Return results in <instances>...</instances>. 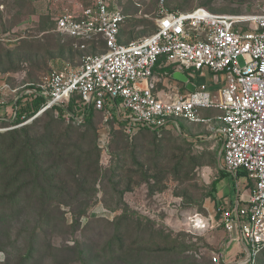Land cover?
Listing matches in <instances>:
<instances>
[{"label": "built area", "instance_id": "built-area-1", "mask_svg": "<svg viewBox=\"0 0 264 264\" xmlns=\"http://www.w3.org/2000/svg\"><path fill=\"white\" fill-rule=\"evenodd\" d=\"M54 30L77 40L81 49L101 38L105 49L87 54L77 66L63 64L39 82L13 84L0 78V132L31 122L54 108L67 121L82 124L91 111L103 113L132 137L143 130L178 126V119L217 123L214 136L222 142L219 169L238 176L246 172L247 192L237 190L236 201L217 206L209 217H192L193 227L217 224L236 236L243 250L231 260L214 256L218 264H258L264 251V12L222 13L206 6L190 11L161 8L156 29L147 36L122 42L125 16L114 0H69L50 3ZM242 62H241V60ZM163 63L178 71L214 73L212 91L202 83L182 94L156 90L155 69ZM223 76V80H222ZM29 95L45 99L31 117L16 123L19 100ZM74 105V112L69 109ZM202 109H216L213 117ZM97 144L108 150L107 128Z\"/></svg>", "mask_w": 264, "mask_h": 264}, {"label": "rangeland", "instance_id": "rangeland-1", "mask_svg": "<svg viewBox=\"0 0 264 264\" xmlns=\"http://www.w3.org/2000/svg\"><path fill=\"white\" fill-rule=\"evenodd\" d=\"M51 1L0 0V78H8L15 85L39 82L51 68L63 64L77 66L85 55L105 49L101 38L91 41L86 49H81L77 40L56 32L54 17L48 9ZM114 1L119 4L125 16L120 36L122 42H130L152 33L157 27L156 16L163 7L190 11L206 6L215 12L240 14L264 12V0ZM10 50L11 54L7 52ZM154 75L157 91L172 89L175 82L161 67L156 68ZM187 76L195 85L202 82L208 84L212 91L223 89L225 85L224 82L215 84L214 73L209 71H205L204 75L187 71ZM201 113L213 117L218 110L202 109ZM103 121V113H97L90 123L76 129L80 134L87 133L85 149H91L88 142L96 141L98 131L107 128L108 150H102L97 144L103 167L114 165L119 159L121 163L127 164V170L136 173L148 169L149 175H158V178H151L148 184L140 182L141 176L134 174L129 179L125 177L116 187L117 190L128 188L122 196L117 195L111 186L103 187L101 184L98 195L94 193L87 197L83 194L77 196L80 188L65 171L60 177L63 183L56 182L61 191L49 199L60 209L54 212L56 219L45 224L46 234H40L36 264H83L68 247L75 242L85 250L84 257L95 264V253L101 252L105 244L116 235L117 223L114 220L122 213L118 208L120 198L128 204L130 210L145 217L133 214L126 219V239L130 249H138L135 245L138 222L142 228L148 223L146 218H149L152 221L150 231L160 234L154 239L148 237L141 242L140 248L146 251V256L152 257L147 260L144 258L145 264H151L150 261L161 264L173 257V253L161 248L162 237L165 235L187 244L183 256H189V264H218L213 261L216 255L221 260H231L234 254L242 253L243 248L236 236H231L224 227L211 223L205 227H193L191 220L197 215L198 218L209 217L217 206L222 205L215 198L217 196L211 193L212 183L220 176L218 160L221 144L219 137L212 135L207 125L178 119V126L173 125L158 132L143 130L128 137L117 127L115 119L109 120L107 124ZM64 123L66 126L67 123ZM124 143H128L129 148L126 149ZM120 147L123 152L117 151ZM133 157L143 165L144 170L134 164ZM119 177L114 182L120 181ZM91 183L92 179L89 178L84 182V189L93 187ZM237 184L241 191H246L251 183L244 175H229L218 183V192L229 191L235 200ZM39 196V189H31L14 206L3 201L6 196L0 192V264H20L22 261L27 248L24 236L35 225V208L40 204ZM96 198L98 201L95 204ZM92 202L91 209L81 217L79 223L74 224L73 208ZM20 230L25 234L18 239ZM258 264H264V251L259 256Z\"/></svg>", "mask_w": 264, "mask_h": 264}, {"label": "trees", "instance_id": "trees-1", "mask_svg": "<svg viewBox=\"0 0 264 264\" xmlns=\"http://www.w3.org/2000/svg\"><path fill=\"white\" fill-rule=\"evenodd\" d=\"M7 52L11 54V50ZM163 70L166 74L171 75L176 70V67L175 65H169ZM44 101L43 97L35 95H29L27 98L19 100V111L14 122L22 121L21 116L23 115H25V118L33 116L41 108ZM69 109L74 112L73 103L70 104ZM97 113L94 110L91 111L90 116L84 123L77 124L65 119L63 109L60 108L59 114L56 115L53 108L48 109L23 126L0 132V192L6 196L2 200H6L15 206L19 203L17 201L29 190L37 191L39 189L40 191V196L38 197L40 204L35 208L37 212L35 225L25 236L23 235L25 234L23 230H20L17 234L18 239L22 235L27 241V248L20 264H36V253L40 246L39 240L41 239L40 234L42 232L46 234L45 224L48 225L55 220L54 212L60 209L57 205H53L49 199L54 198L57 191H61L56 182L63 183L60 177L65 171L80 188L77 196L83 194V196L87 197L94 195V193L98 195L101 184H103V187L111 186L117 195L122 196L128 191V188L117 190L116 187L120 185L125 177L129 179L134 174L141 176L140 182L148 184L151 178H158V175H149L148 169L136 173L127 170V164L121 163L119 159L115 161L114 165L103 167L101 165L100 151L99 149L97 150V139L96 141L94 139L93 142H88L91 149H85L87 133L80 134L76 129L86 123H90ZM64 122L67 123L66 126H64ZM163 129L150 131L158 132ZM124 147L126 149L129 148V144L124 143ZM121 149L122 147L117 149V151L123 152ZM133 159L134 164L144 170L143 165L135 157ZM120 172H122L121 175H119ZM240 174L246 176L245 171H241ZM229 175L231 174L220 169V176L212 183V194L217 196L218 183ZM119 176L121 177L120 181L114 182L115 178ZM89 178L92 179L91 184H93V187L85 190L84 182L86 183ZM97 201L98 198L95 199V204ZM118 204V208L122 210V213L117 215L114 220L117 223V236L115 235V237L110 239L101 252L95 253V264H145L144 258L147 260V258L151 259L152 257L146 256V251L140 248L141 242L148 237L154 239L156 235L159 236L160 234L150 231L152 229V221L149 218H146L148 223L142 228H140L141 223L138 222L135 242L138 249L133 248V251L131 248V250L126 239L128 226L125 225L126 219L129 215L139 214L130 210L128 204L122 198L119 199ZM92 206L93 202L73 208V223H79L81 217ZM139 217L145 218L143 215H139ZM162 238V250L173 253V257H170L169 260L166 259L161 264H189V256H183L188 247L185 242L175 238L172 239L167 235ZM68 247L81 260V263L91 264L84 257L85 250L78 242ZM133 252L135 253L134 255ZM150 263L153 264L151 261Z\"/></svg>", "mask_w": 264, "mask_h": 264}, {"label": "crops", "instance_id": "crops-1", "mask_svg": "<svg viewBox=\"0 0 264 264\" xmlns=\"http://www.w3.org/2000/svg\"><path fill=\"white\" fill-rule=\"evenodd\" d=\"M53 1V0H52ZM67 1H69V0H58V3H59V5H63L65 2H67ZM50 3H49V6H48V9H49V11H50ZM158 67H161L162 69L163 68H166V67H168V66H166V65H164L163 63H160L158 66H157V68ZM175 71H178L177 69L175 70ZM183 73H185L186 75H187V72H183ZM204 73H205V71L203 72V73H200L199 72V74H201V75H204ZM173 74V73H172ZM172 74L171 75H169V74H167L169 77H171L172 78V80L175 82L174 83V85L172 86V89L171 90H169L168 89V91H165V90H161L160 92H166V93H171V91H173V90H179L180 91V93L182 92V90L184 89L185 90V92H184V94L185 93H188V92H190L191 90L187 87V83H184V82H182V81H179V80H177V79H174L173 77H172ZM188 79H189V77H188ZM189 81V83H191L192 85H194L195 86V88L197 87V86H199V85H195V84H193L192 82H191V80L189 79L188 80ZM202 83H204V82H202ZM201 83V84H202ZM164 84H166V83H164ZM183 90V91H184ZM182 94H183V92H182ZM210 117V116H209ZM211 118V117H210ZM188 122H190V121H188ZM190 123H194V122H190ZM195 124V123H194ZM198 124H205V125H207L208 126V129H210L211 130V132H212V135H214V133H215V130L213 129V128H216L217 127V123L214 121V120H211L209 123H198ZM220 140V139H219ZM220 144L222 145V142L220 141ZM238 185V188H237V190L238 189H240V186H239V184H237ZM247 189V188H246ZM237 190H236V193H235V200H233L234 198L233 197H231V193H229V191H226V192H223V193H221L220 191L217 193V199H219L220 201H221V203L222 204H232L233 202H235L236 201V198H237ZM241 190V189H240ZM245 192H247V190L245 191Z\"/></svg>", "mask_w": 264, "mask_h": 264}, {"label": "water", "instance_id": "water-1", "mask_svg": "<svg viewBox=\"0 0 264 264\" xmlns=\"http://www.w3.org/2000/svg\"><path fill=\"white\" fill-rule=\"evenodd\" d=\"M172 77L174 78V79H177V80H179V81H182V82H184V83H187V87L191 90V91H193L194 89H195V86L194 85H192L191 83H189V79H188V76L185 74V73H183L182 71H174L173 72V74H172Z\"/></svg>", "mask_w": 264, "mask_h": 264}]
</instances>
